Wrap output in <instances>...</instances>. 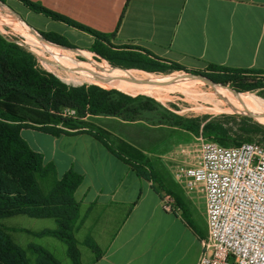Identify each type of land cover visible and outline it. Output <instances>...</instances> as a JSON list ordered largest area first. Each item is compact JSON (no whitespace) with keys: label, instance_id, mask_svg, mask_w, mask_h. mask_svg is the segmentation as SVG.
I'll return each instance as SVG.
<instances>
[{"label":"crops","instance_id":"1","mask_svg":"<svg viewBox=\"0 0 264 264\" xmlns=\"http://www.w3.org/2000/svg\"><path fill=\"white\" fill-rule=\"evenodd\" d=\"M3 1L42 34L54 35L70 48H79L71 49L75 52H90L88 48L97 39L90 31L93 30L106 34L113 48L134 49L166 64L193 69L217 64L264 70V0H29L77 25L34 10L22 0ZM99 117L102 123L97 126L120 141L129 140L131 133L116 130L111 122L164 126L147 120ZM23 129L33 131L32 139L24 135ZM21 135L42 154L44 162L56 166L60 177L69 169L83 177L74 192L79 203L75 235L82 264L198 263L207 232L204 205L191 200L177 182L169 188L180 200V208L186 209L183 213L166 210L163 192L156 190V183L139 175L91 133L53 134L24 127ZM132 138L141 141L142 134ZM150 139L159 141L160 137ZM163 167L166 168L164 164ZM192 206L202 207L203 212H194ZM56 227L23 231L62 243L74 264L64 240L40 234L41 230ZM55 241L50 246L32 240L25 248L29 244L43 246L60 260L54 253L59 246ZM31 254L35 261L37 255Z\"/></svg>","mask_w":264,"mask_h":264},{"label":"trees","instance_id":"2","mask_svg":"<svg viewBox=\"0 0 264 264\" xmlns=\"http://www.w3.org/2000/svg\"><path fill=\"white\" fill-rule=\"evenodd\" d=\"M22 1L34 10L75 24L68 18L29 0ZM90 31L97 37L95 41L97 44L94 42L91 49L102 54L111 63L121 65L123 63L117 59L124 54H132L130 51L123 52V49L112 47L113 53L118 57L110 56L104 49L98 47L101 39L109 37ZM43 34L50 40L69 45L54 35ZM15 43L0 32V264H33L30 252L37 255L35 260L37 264H62L45 247L29 244L25 248L15 240L10 227L3 221L14 215L54 219L57 227L41 230L40 234H53L64 240L74 264H82L75 235L79 203L74 197V192L83 177L74 169L67 170L60 177L56 166L44 162L42 154L32 149L22 137V128L34 127L53 134L91 133L116 156L131 164L139 175L152 179L156 183L154 187L157 191H166L177 203H180V200L148 158L128 154L117 145L120 140L96 124L83 120L82 114L89 111L93 115L114 116L130 121L147 120L155 124L189 128L196 132L201 130L206 137L227 145L221 136L225 133L221 125L213 121L201 125L196 119L173 112L152 96L146 94L132 96L118 89H105L98 84L74 87L60 82L52 73L36 66L32 52ZM143 57L146 59H143L144 62L156 63V66L160 67L165 65L149 56ZM132 62L134 63L126 64L125 67L148 68L147 65ZM208 66L232 72L233 74L219 81L223 84L232 83L239 90L262 84L253 77L264 74V70L230 68L217 64ZM249 73H255L257 76H251ZM66 107L75 108L77 116L63 115L62 110ZM178 207L183 206L180 203Z\"/></svg>","mask_w":264,"mask_h":264},{"label":"rangeland","instance_id":"3","mask_svg":"<svg viewBox=\"0 0 264 264\" xmlns=\"http://www.w3.org/2000/svg\"><path fill=\"white\" fill-rule=\"evenodd\" d=\"M2 1L3 0H0V3ZM7 11L8 10L5 7L0 6V16L2 14H6ZM13 15L14 17L18 18L15 14ZM0 32L9 41L18 43V45H20V47L24 50L35 52L32 54L34 55L36 66L52 73L54 76H56V78H58V80H60V82L74 87L97 84L89 79L91 77V73L88 70H84L82 72L80 70H76L78 74L82 73L84 77L79 76L77 80H72L70 76L63 70L61 65L49 58L52 57V55L47 47L43 46L42 41H40L38 38L41 35L33 33L31 36H29V40L27 36L23 35L19 30H17L16 26L7 24L4 19H0ZM43 36L46 37L45 35ZM67 40L71 43H74L72 38L67 37ZM100 42L101 43H98L99 48L104 49L105 53L112 57H118L113 53V49H111L112 45L109 39H101ZM59 45L72 47L67 44ZM53 48L56 49V52L60 56L61 60L68 63L71 61L68 56L74 57L76 61L83 65L90 66H95V61L103 62V59H105L108 67L110 69H114L115 71H121L119 68H123L125 70H135L145 75H153L163 81L164 84L170 83L172 85H169L168 87L164 86L161 89L154 90L152 93H140L155 97L158 102L173 112L184 117L196 119L201 125L210 121L221 125L225 130L224 135L221 136L227 145H234L242 141H258L264 144V104H261L264 103V74H259V76H257L255 73H249L251 76H257L253 77L254 80L262 82V84H258L254 88L239 90L232 83L223 84L219 81L220 79L229 76V74H233L232 72L213 69L209 66L195 69L186 68L181 65L171 67L168 66L170 64L166 63L164 66L160 67L156 66V63H149L147 61L144 62L143 59H146L143 57V55H148L134 49H123V52L130 51L132 54L122 55V57L118 58L117 61L123 64L113 66L115 64L111 63L110 60L91 48H88L90 51H92L88 52V55L81 53V51L78 50H76V52L74 50L72 51V48H69V50L66 51L57 46ZM132 61L147 65L148 68H124L126 64L134 63ZM208 78L214 80L215 83H210ZM182 83H186L188 85L185 86ZM101 87L105 89H118L116 87ZM241 94L251 98L253 102L238 97V95ZM129 95L134 96L133 94ZM82 115V119L89 122L90 124L97 125L102 123L101 118L99 117L101 115H93L89 111H86ZM124 124L125 125H120L117 124V122H111V126L116 130L122 129V132L129 131V133H131L128 136L131 142L129 140H121V142L119 141V144L117 145L132 156H136L138 158H148L152 166L161 174L168 186L173 185L176 181L168 169L163 167L161 155L167 151L169 144L177 140L189 139L193 135L202 132L201 130L196 132L193 129L191 130L184 127H174L171 125L153 128L143 123ZM22 131L28 139H32V130L23 129ZM136 134H142L141 141L133 140L132 137H134ZM150 136H157L160 137V139L159 141L156 139H150ZM117 139L120 140L119 138ZM136 146L143 150L138 149ZM174 190L182 198V200H184L180 189L175 186ZM162 192L164 195L167 194V192L164 190H162ZM174 201L176 207L180 205V203H177L175 199ZM192 209L194 212H203L202 207L192 206ZM178 210L182 213L185 212L183 208H179ZM3 221L5 222L6 226L10 227L15 240L24 247L29 241L32 240L44 245L49 244L50 246L52 245L51 243L55 241L52 239V237H34L23 231V228L43 229L46 227H55L56 223L52 218H34L27 215H14L5 218ZM55 242L59 243V246L54 252L55 255L63 262V264H72L69 257L66 255L64 245L58 241ZM29 254L32 257L33 263L35 264L34 255L31 253Z\"/></svg>","mask_w":264,"mask_h":264},{"label":"built area","instance_id":"4","mask_svg":"<svg viewBox=\"0 0 264 264\" xmlns=\"http://www.w3.org/2000/svg\"><path fill=\"white\" fill-rule=\"evenodd\" d=\"M161 156L185 194L204 205L207 232L197 264H264V144L224 145L199 132ZM163 196L166 210L179 209L171 194Z\"/></svg>","mask_w":264,"mask_h":264},{"label":"bare ground","instance_id":"5","mask_svg":"<svg viewBox=\"0 0 264 264\" xmlns=\"http://www.w3.org/2000/svg\"><path fill=\"white\" fill-rule=\"evenodd\" d=\"M0 19H4L7 24L11 26H16L17 30H19L23 35L27 36L28 39L33 34V32L28 28L24 21L14 17L13 13L7 11L6 14H2ZM39 38V37H38ZM42 41L43 46L47 47L50 51L52 57H49L51 60H54L56 63L62 66L63 70L70 76L72 80H77L79 76L84 77L82 73L78 74L76 70H80L81 72L84 70H88L91 73V77L89 78L91 81L107 87H116L122 91H125L130 94H137L140 92H153L154 90L161 89L164 86H171L172 84L167 83L164 84L159 78L153 75H145L141 74L135 70H125L123 68H119L121 71H115L114 69H110L103 59V62L95 61V66L83 65L76 61L74 57L68 56L71 60L69 63L62 61L60 56L57 54L56 49L53 47H59L62 50L66 51L70 47L63 45H53L47 40ZM30 40V39H29ZM35 48V46H34ZM79 49V48H72ZM90 51V50H89ZM92 52V51H90ZM81 53L89 54L86 51H81ZM183 85H188L186 83H182ZM176 85V84H175ZM218 86V85H216ZM184 90V89H183ZM240 98H244L247 101H252L251 98L246 97L245 95H238ZM264 104V103H261Z\"/></svg>","mask_w":264,"mask_h":264},{"label":"water","instance_id":"6","mask_svg":"<svg viewBox=\"0 0 264 264\" xmlns=\"http://www.w3.org/2000/svg\"><path fill=\"white\" fill-rule=\"evenodd\" d=\"M0 6L5 7L9 12L15 14L19 19H21L22 21H24L25 24L28 26V28H29L33 33H36L37 35H41L39 38H41V39H43V40H47V41H49L50 43H52L53 45H57L54 41H52V40H50V39L44 37V36L42 35L41 32H39L38 30H36V29H34L33 27H31V26H30V25L24 20V18H23L20 14H18V13H17V12H16V11L10 6V5H8L6 2L2 1V2L0 3ZM32 53H35V52H32ZM208 80H209L210 83H215V81L212 80V79H210V78H208ZM222 85H223V84H222ZM124 92H125V91H124ZM126 93H127V92H126ZM129 94H130V93H129ZM141 94H144V93H141ZM134 95H137V94H134Z\"/></svg>","mask_w":264,"mask_h":264}]
</instances>
